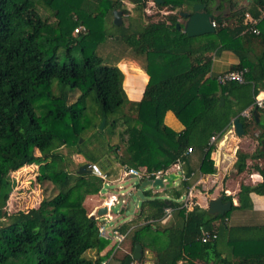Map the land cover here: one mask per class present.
Instances as JSON below:
<instances>
[{"label":"trees","instance_id":"1","mask_svg":"<svg viewBox=\"0 0 264 264\" xmlns=\"http://www.w3.org/2000/svg\"><path fill=\"white\" fill-rule=\"evenodd\" d=\"M129 1L135 8L133 16H124L127 10L121 0H42L56 16L70 7L52 25L37 11L36 0H0V264H103L108 258V252H100L109 240L99 235V220L90 217L82 204V195L97 193L102 181L90 172L78 174L63 168L56 152L62 146L84 154L91 163L107 149L113 151V160L119 165L144 166L147 171L181 163L184 178L178 187L164 188L168 197L146 189L136 217L117 226L127 232L125 239L131 232L132 243L130 251L115 257L117 264L133 259L136 242L144 250V231L146 243L155 244L151 240L167 206L176 208L179 222L163 229L165 242L155 247L154 264H233V257L239 258V264H264V251L240 253L237 249L251 244L259 248L264 234L235 238L236 227L225 221L231 210L251 206L250 193L264 195V150L259 149L264 121L241 116L264 91V20L258 25V35L244 32L243 23L246 12L259 16L264 0H250L246 8L234 0H162L159 9L174 12L153 22L142 20L148 0ZM215 1L217 10H222L224 2L228 4L227 15L213 14L216 40L191 45L192 37L182 30L178 13L184 5L192 10L194 3H204L212 12L209 6ZM113 9L122 11L119 25L112 22ZM79 23L85 29L73 34ZM223 50L232 51L238 59L229 69L247 68L243 83L219 84L215 74L205 76L212 59L203 56L204 52ZM122 58L141 59L149 76L142 98L134 102L136 115L120 110L129 101L117 66ZM167 110L183 124L180 131L164 124ZM103 118L104 128L100 129ZM234 118L250 136L258 129L253 157L263 164L252 167L262 181L240 184L238 205L232 204L224 214L208 213V203L200 205L191 195L187 209L180 208L179 199L187 193L188 179L195 171L188 156L194 151L199 155L196 169L203 178L209 175L202 190L207 200L218 196L231 200L221 190L219 179L212 176L216 172L211 158L215 145L209 139L222 135ZM118 127H123L129 142L122 152L109 139H102L107 128L112 135ZM90 130L92 135L84 138ZM90 142L92 146L84 149ZM189 147L191 152L186 154ZM35 150L49 159L39 179L51 181L59 191L37 207L8 213L6 203L14 187L10 173L34 160ZM233 157V166L243 171L246 156L235 152ZM205 231L216 233V238L202 242ZM87 250H94L96 256L85 257Z\"/></svg>","mask_w":264,"mask_h":264},{"label":"rangeland","instance_id":"2","mask_svg":"<svg viewBox=\"0 0 264 264\" xmlns=\"http://www.w3.org/2000/svg\"><path fill=\"white\" fill-rule=\"evenodd\" d=\"M37 1V11L39 12V14L43 17L46 18V20L49 22V24L54 25L58 18H63L65 16V14L68 12L69 8L67 9L64 8L63 10H61L60 13H58V15L56 16V13H54L52 10H50L44 2H42V0H36ZM250 1V0H249ZM246 1L243 0V2H241V4H238L239 6H242ZM131 3V2H130ZM60 3H58L59 5ZM218 4V1H215L214 3H212L209 6V9L212 11L210 13H218L219 11L215 8L216 5ZM123 5L125 6L127 13L124 16L127 15H135V8L134 6L131 4L126 5L125 3H123ZM152 9L146 8L144 9L143 13V22H153V21H157L161 18H164V14H162L160 11H158V8L156 7V5H152L151 7ZM163 9V8H162ZM218 11V12H217ZM228 11V4L227 2H224V7L222 8L221 12H226ZM72 17L74 20H76L77 18V13L76 12H72ZM214 14V13H213ZM180 22H184L183 18H179ZM78 26H84L83 24L79 23L77 24L75 27ZM75 28H73V34L77 33L74 30ZM216 35L214 33H206V34H202V35H198V36H193L192 39L190 40V42H194V43H204V41L208 42V41H215ZM101 52V49H100ZM142 63V60L139 59ZM135 60H132L130 58H122L118 63L117 66L119 67L121 73H122V87H123V91L124 93L126 92V89H128V87L130 85H134V86H143V81L140 78V75L137 74L139 72V70L137 71V68L130 66V65H134ZM135 64H138L135 62ZM224 66L222 65H214V69L215 70H220L223 69ZM141 68V67H139ZM141 70L145 71V69L141 68ZM145 73L148 75V73L145 71ZM149 79V76H148ZM148 82V80H147ZM146 82V84H147ZM146 86V85H145ZM126 94V93H125ZM76 96V93H75ZM75 99V97L73 98ZM126 99L128 100V98L126 97ZM120 110H122L123 112L129 113L131 115H136V106H134V102H130L128 101V103L126 105H124L122 108H120ZM101 123V122H100ZM104 128V125H103ZM102 128V129H103ZM123 127H118L115 132L112 135H109L108 132V128L106 129L107 131L104 133L103 136V140L107 141L109 139V144L110 145H117L119 147L118 152H122L123 148H126L129 144L128 139H127V133L123 132ZM122 131V132H121ZM93 130H90L86 133H84L83 137L84 138H89L92 135ZM84 139L81 138V141H83ZM91 143V142H90ZM87 143L84 146V149L87 150V148L89 149L92 146V143ZM94 143L96 144V141H94ZM58 154L61 156V164L62 167L65 168L66 170H68L69 172L72 173H76L77 172V168L79 166V164L83 162L88 161L86 159V157L84 156V154H79L83 157V159H81L82 157L79 156L77 153H74L72 151L71 148H69L68 146H62L60 148L57 149ZM86 152V151H85ZM35 154V158L34 160H32L30 163H27L26 165L16 169L15 171L10 173V178L12 180H14V187L9 195V198L7 200L6 203V210L8 213H15L17 211H26L30 208L33 207H37L40 203V201L42 199H49L52 198L53 196H55L59 189L56 185H54L51 181L49 180H44L41 181L39 178L42 174L43 171V167L49 162V159L47 158H43L40 156V153L38 152V150L34 151ZM111 155H113V151L112 150H106L105 154L100 156L101 160H99L98 162L103 163L105 159V156H109L110 159H114ZM81 159V160H80ZM104 164V163H103ZM263 164V162H262ZM117 168V166H116ZM136 168H144L146 169L144 166H138ZM112 172H116L115 170L113 171V169H109V174ZM117 173V172H116ZM121 173V172H120ZM110 179V178H109ZM120 179V180H119ZM118 180H116L115 182H110L109 184H102L101 188H100V193L102 194H112L117 198V202H114V204L110 207V214L112 215V217H110V219L106 220V221H101L100 223L105 224V228L106 230L111 234V229L112 227H114L113 225H117L119 223H121L123 220H127V219H131L137 212L138 208L136 206V204L129 199H126L124 201V203L122 202L123 199H125V195L126 192L129 190V188H132L131 185L134 183H137V179L134 176H123L119 178ZM195 180L192 179L191 182ZM177 181V180H176ZM239 182H248V181H241L239 180ZM238 183V182H236ZM151 191H153L155 194H160L159 187H151L150 188ZM226 192V191H225ZM87 194H83L82 195V204L83 202H85V205H83L85 208H88V210L90 209H94L95 206H97V204L101 203V196L97 195L95 196V198H89L87 199ZM87 199V200H86ZM128 204H127V203ZM127 204V206L125 205ZM140 204V202H139ZM128 211L130 212L129 214H125V212ZM232 211V210H231ZM230 213V212H229ZM228 213V214H229ZM228 216V215H227ZM137 221V220H136ZM167 221V218H165L162 221V225ZM160 225V223H159ZM160 229H158L155 233L156 236L154 238L153 241L155 244H151L150 242L145 241V238H147V234H145L146 232L144 231L143 233V238H144V256L141 260V264H154V257H155V247H159L157 245H162L165 242V234L163 229L166 227L165 226H159ZM131 234V232H130ZM130 234L127 237V239H125L124 243H123V249L122 250H118L117 252H115L113 258H111L108 262V264H117V262L115 261V257L120 258L123 254H125V252L130 251L132 243H131V239H130ZM223 234V233H222ZM224 235H221L219 242L221 243V246L223 245V241H224ZM148 240V238H147ZM114 242V239H110L108 245L102 250V254H105L106 252H108V255L110 253V247L112 245V243ZM85 257H95L96 256V252L94 250H87L84 252L83 254ZM177 264H184L183 262H178Z\"/></svg>","mask_w":264,"mask_h":264},{"label":"crops","instance_id":"3","mask_svg":"<svg viewBox=\"0 0 264 264\" xmlns=\"http://www.w3.org/2000/svg\"><path fill=\"white\" fill-rule=\"evenodd\" d=\"M161 1L162 0H148L146 2V6H147V8L152 9L151 8L152 5H156V7L158 8V11H160L162 14L174 12V11H168L166 8L159 9L157 4L160 3ZM245 1L246 2L242 6H245V8H246V6H248V4H249V0H245ZM234 2H236L237 4H241V2H243V0H234ZM192 6H193V4H192ZM182 11L192 12V10L188 9L185 5H184ZM218 11H217L218 13H223L224 15L228 14V11H226V12H221V10H218ZM179 13H178V21H179V18H183V21H185V18L180 16ZM213 13L218 14L215 12H213ZM213 13H211L212 17H213ZM180 23H182V22H180ZM205 42L206 41H204V43L191 42V45L201 46V45L205 44ZM209 55L211 56L212 63H211V70L209 73H207V75H205L206 77L209 76L211 73L216 75L220 72L226 71L229 69V67L232 64H235L238 61L235 54L230 50H223L220 53L204 52V54H203V56H209ZM132 60H134V59H132ZM135 62L138 64H135ZM135 62H134V65H130V66L137 68V71L139 70V72L137 74L140 75V78L143 81V86L137 87V86H134L132 84L128 87V89H126V92H125L126 97L128 98V100L130 102H138L142 98L143 90H144L146 82L148 80V75L145 73V71L141 70V68L143 69L142 63L137 61V60H135ZM214 65H218V66L222 65L224 67H223V69L215 70ZM139 67H141V68H139ZM261 111L262 112L259 115V121L260 120L264 121V110H261ZM242 112H241V116H244L242 114ZM163 122L165 125H167L169 128H171L174 131H180L183 128V124L175 117L173 112L170 110H167L165 112L164 117H163ZM257 133H258V129H255V131L253 132V136L246 134L245 131H244V134L242 136H237L234 134L233 129L229 125L225 129V131L223 132L222 139H219V137H218L214 143L215 148L212 151L211 158L214 161V166H215L216 172L214 174H212V176L219 179V184H222L221 190L225 193V195L231 196V206H232V204L236 205V206L238 205L237 192L239 190L240 184L254 185L257 182L262 181V176L256 170H254L252 167L254 164L261 165L263 162L261 160H258V158L253 157L254 151L256 150L257 145H258V140L256 139ZM235 152L242 153L243 155L246 156V158L244 160V163L246 166H245L244 170L241 172H239L237 170V168L233 166V161L235 162L233 155ZM79 156H81V155H79ZM111 156L114 157V153ZM188 156H189V160H190L189 164L194 168L195 171L193 172V174L188 179V181L190 182V186H189L186 194H189L191 196L196 197L197 203L204 206L209 201L207 200V196L205 195V193L202 191L203 187H204L203 181L209 175L208 176L206 175L207 177L203 178L202 174L196 169L197 165H198V156H199L197 154V152H195V151L191 152L188 154ZM81 159H83V157ZM105 159L106 160L102 159L104 161L103 162L104 164L101 162H98L99 160H101V158L96 163L100 166V168L103 171H105L107 173L108 179L110 178L109 182H115L116 180H118L120 178V172H121L122 166L119 165L117 162H115L113 159H110L109 156H105ZM86 162L89 163V161H86ZM83 163L81 160V163L79 164V166ZM79 166H78V168H79ZM116 166H117V168H116ZM109 169H113V171L115 170L117 173L112 172L109 174L108 173ZM172 173L177 174L175 172H172ZM181 179H182V177L180 175V179H177V181L175 180L171 186L178 187ZM192 179H195V180H193L191 182ZM239 180L248 181V182H239ZM236 182H238V183H236ZM134 184L131 185L132 188L136 187V186H134ZM164 188H167V187H164ZM164 188H160L159 192L164 197H168V194L166 193ZM130 189L131 188H129V190ZM146 189H150V188L147 187V188L143 189V192ZM97 195L101 196V198H100L101 203L97 204V206H95L94 209L88 210V208H86L89 215H91V214L95 215L97 208L100 205H102L103 200L110 197L112 194H108V195L102 194V193H100V191H98L97 193L87 194L86 196H87V199H89V198H95V196H97ZM124 195L126 198L123 199V201H122L123 203L126 199H128V196L126 194H124ZM249 197H250V201H251L250 207L243 208V209L235 208L232 211H230L228 216L225 218V221H226L228 226H235L236 227L235 234H234L235 238L242 239V238H247V237H251V236L257 237V236L264 234V195H260V194H256V193L252 192L249 194ZM223 200L226 201L227 199H224V196H223ZM139 202H138V205H139ZM127 204H125V205L127 206ZM83 205H85V202H83ZM137 208H138V206H137ZM230 209H231V207L226 212H228ZM129 213L130 212H128V211L125 212V214H129ZM136 215H137V212L131 219L123 220L121 223H119L117 225H113V226H120L123 223L131 222L136 217ZM109 216L112 217V215L110 213H109ZM95 218H96V216H95ZM178 222H179L178 214H177V212H173L172 215L167 218V221L163 225H162V222H159V223L161 226H165V225L169 226V225L177 224ZM140 223H142V222H140ZM243 227L244 228L246 227V229H243ZM237 249L239 250L240 253L257 252V251L259 252V251H264V244H261L259 246V248H258L257 244H256V246L251 244L249 246L245 245V246L239 247ZM100 254H102V251L100 252ZM143 254H144V252H143ZM223 255H224V253H223ZM143 256H142V258H143ZM232 259H233V264H239V262H240L239 258L233 257ZM250 264H258V263L251 262Z\"/></svg>","mask_w":264,"mask_h":264},{"label":"built area","instance_id":"4","mask_svg":"<svg viewBox=\"0 0 264 264\" xmlns=\"http://www.w3.org/2000/svg\"><path fill=\"white\" fill-rule=\"evenodd\" d=\"M123 3L126 5L131 4L129 0H121ZM264 20V1L262 3V6L259 8V16L258 17H252L248 12L245 13L243 23L246 26L244 32H248L254 35L260 34V29H259V23ZM211 24L213 27L216 26V23L214 20L211 21ZM84 26H78L75 28V32H79L80 30H84ZM247 72V68H237V69H231V70H226L223 72L218 73L215 76L216 81L219 84H225L227 82H237V83H243L245 81V73ZM262 93V96H259V94ZM258 93L255 98L254 102L252 105L245 109L242 114L249 118L252 115V109L254 107H257L261 110H264V91ZM218 137L215 135H212L209 139V144H214L215 141L217 140ZM191 152V148H187L186 154ZM90 171V173L101 179L102 184H109L110 180L108 179V175L105 171H103L100 166L97 163H91L89 162V165L87 167ZM170 172H175L179 175H181L182 178H184V170L181 166L180 161H177L176 163L172 164L170 167H168L165 170H157V171H147V169L144 168H136V167H127V166H122L120 176H134L138 179H154V178H162L164 179V176L168 175ZM190 195L189 194H184L183 196L180 197L179 201L182 202L180 205V208H184L185 210L188 207V200H189ZM114 202H117V198L114 195H111L110 197L106 198L103 200L102 204H106L108 213L104 216H99L96 217L99 222H98V232L101 237H104L108 240L114 239V242L112 243L110 247V253L108 255V258L104 260L103 264H108L109 260L114 256L115 252L118 250L123 249V243L125 241V236L126 233H123L117 229V226L112 227L111 229V234L106 230L105 224L100 223L101 221H106L110 219L111 216H109L110 212V207L114 204ZM138 206V204H136ZM176 210L175 207L173 206H167L163 209V216L161 219H159V222H162L165 218H168L172 215V213ZM152 221V220H150ZM216 238V233H210V232H203V234L200 237V240L202 242H207L209 240H213ZM141 260H135L132 259L128 264H141Z\"/></svg>","mask_w":264,"mask_h":264},{"label":"water","instance_id":"5","mask_svg":"<svg viewBox=\"0 0 264 264\" xmlns=\"http://www.w3.org/2000/svg\"><path fill=\"white\" fill-rule=\"evenodd\" d=\"M206 5L204 3H194L192 6V12H186L181 11L179 13L180 16L185 18V21L183 23V31L187 34L189 37L198 36L206 33H213L215 32V28L212 26V14L208 12L205 9ZM113 19L112 22L115 25H119L123 22L122 17V11L119 9H113L112 10ZM176 27L179 29L180 26L177 23ZM223 102V99L220 100V103ZM261 109L254 107L252 109V115L255 117L256 121H259V115L261 113ZM105 123V119L103 118L101 120V123L99 124V128L102 129L103 125ZM230 127L233 129V132L237 136H242L244 134V129L242 126V123L239 121L238 118H234L232 120V123ZM222 135L219 136V139H222ZM218 139V140H219ZM81 141V139H80ZM261 151L264 150V139L261 140L260 148ZM89 165L88 162H84L79 166L77 169V173H89V169L87 168ZM163 180L162 178H154V179H143L139 182V184L136 187L131 188L126 192V195L128 196L129 200H132L135 202V204H138L140 200L144 198L143 189L149 187H169L172 185V183L180 179L179 174H174L170 172L168 175L164 176ZM135 186V185H134ZM231 207V200H223V196H218L208 202V209L207 212L210 214H224L229 208ZM108 213L106 204L100 205L95 215L91 214L90 217L95 218L99 216H104ZM143 254L142 246L140 243L136 242L134 245V250L132 254V258L135 260H140L141 256Z\"/></svg>","mask_w":264,"mask_h":264},{"label":"bare ground","instance_id":"6","mask_svg":"<svg viewBox=\"0 0 264 264\" xmlns=\"http://www.w3.org/2000/svg\"><path fill=\"white\" fill-rule=\"evenodd\" d=\"M205 9H206V8H205ZM228 70H231V69H228ZM216 75H217V74H216ZM262 95H263L262 93L259 94V96H262ZM142 256H143V254H142ZM142 256H141V258H142Z\"/></svg>","mask_w":264,"mask_h":264}]
</instances>
